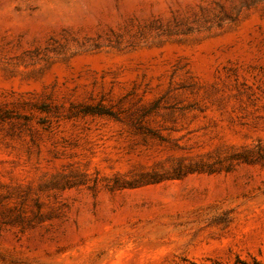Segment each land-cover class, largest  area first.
I'll return each instance as SVG.
<instances>
[{
  "label": "rangeland",
  "instance_id": "374dc122",
  "mask_svg": "<svg viewBox=\"0 0 264 264\" xmlns=\"http://www.w3.org/2000/svg\"><path fill=\"white\" fill-rule=\"evenodd\" d=\"M0 264H264V0H0Z\"/></svg>",
  "mask_w": 264,
  "mask_h": 264
}]
</instances>
